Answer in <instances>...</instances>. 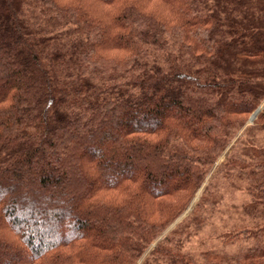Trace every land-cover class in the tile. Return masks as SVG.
<instances>
[{
    "label": "trees",
    "instance_id": "16d2710c",
    "mask_svg": "<svg viewBox=\"0 0 264 264\" xmlns=\"http://www.w3.org/2000/svg\"><path fill=\"white\" fill-rule=\"evenodd\" d=\"M263 104L264 0H0V264H264Z\"/></svg>",
    "mask_w": 264,
    "mask_h": 264
},
{
    "label": "rangeland",
    "instance_id": "374dc122",
    "mask_svg": "<svg viewBox=\"0 0 264 264\" xmlns=\"http://www.w3.org/2000/svg\"><path fill=\"white\" fill-rule=\"evenodd\" d=\"M263 109L264 104L260 110L263 111ZM253 123H250L249 126H253ZM241 136L242 135H240L239 138ZM231 149L232 147L219 160L215 171L227 161ZM214 174L215 173L209 177L206 186L210 183ZM234 184V186L226 187L225 189L222 188L220 197L223 198V201L219 207L218 213H215L214 217L210 220L209 225L200 232V234L195 237L188 246L192 255L199 256L208 251H220L222 247L220 237L223 234L228 233L229 230H233L235 226L241 223L244 219L247 220L243 217L242 208L249 203L250 199L246 195L245 189L241 184L236 183V181ZM201 194L202 193L199 194L197 200L200 198ZM189 213L190 211L186 213L185 217ZM182 220L183 219L179 220L169 231H172Z\"/></svg>",
    "mask_w": 264,
    "mask_h": 264
},
{
    "label": "water",
    "instance_id": "95a60500",
    "mask_svg": "<svg viewBox=\"0 0 264 264\" xmlns=\"http://www.w3.org/2000/svg\"><path fill=\"white\" fill-rule=\"evenodd\" d=\"M261 112H262L261 110H259L258 112H256V113L252 116V118H251V120H250V123H253V122L257 119L258 115H259Z\"/></svg>",
    "mask_w": 264,
    "mask_h": 264
}]
</instances>
